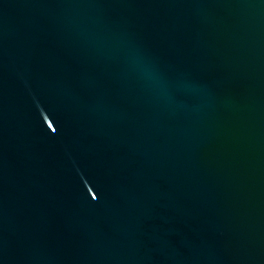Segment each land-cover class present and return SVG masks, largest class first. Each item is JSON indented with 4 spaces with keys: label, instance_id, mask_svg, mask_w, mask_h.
<instances>
[{
    "label": "water",
    "instance_id": "water-1",
    "mask_svg": "<svg viewBox=\"0 0 264 264\" xmlns=\"http://www.w3.org/2000/svg\"><path fill=\"white\" fill-rule=\"evenodd\" d=\"M0 264H264V0H0Z\"/></svg>",
    "mask_w": 264,
    "mask_h": 264
}]
</instances>
